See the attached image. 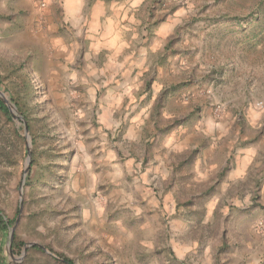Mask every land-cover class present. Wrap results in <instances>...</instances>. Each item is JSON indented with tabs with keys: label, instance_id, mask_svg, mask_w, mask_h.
Returning a JSON list of instances; mask_svg holds the SVG:
<instances>
[{
	"label": "rangeland",
	"instance_id": "1",
	"mask_svg": "<svg viewBox=\"0 0 264 264\" xmlns=\"http://www.w3.org/2000/svg\"><path fill=\"white\" fill-rule=\"evenodd\" d=\"M95 1L82 19L64 0H0V74L34 158L24 175V121L20 145L0 115L4 215L23 186L18 235L73 264H264V0ZM111 13L131 26L117 42ZM8 236V264H65L12 258Z\"/></svg>",
	"mask_w": 264,
	"mask_h": 264
},
{
	"label": "trees",
	"instance_id": "2",
	"mask_svg": "<svg viewBox=\"0 0 264 264\" xmlns=\"http://www.w3.org/2000/svg\"><path fill=\"white\" fill-rule=\"evenodd\" d=\"M260 9L261 10L264 9V3H261ZM239 21L242 20L240 19ZM0 89H3L5 92L10 93L11 100L15 103L21 115L25 118L29 129L32 130L33 126H32V119L29 114V108L25 103L24 98L20 94V91L16 83L12 81L10 74L7 75L0 74ZM27 93H31V90L28 89ZM0 115L1 117L4 118L5 122L10 124L11 134H15V138L17 139L18 143H20V145L25 144V138L20 134V130L16 128L13 120V115L9 110V107L3 102L1 98H0ZM31 164H34V158L31 160ZM225 171L226 169H224L221 172V176L225 174ZM19 213H20V208L18 207L16 210L15 217L11 219H7V217L4 215L3 210L0 207V235L2 238L0 241V250L2 253L5 252L4 250L6 243L5 240L9 234L10 227L14 225ZM24 246H25V241L18 235L17 231H15L14 239L12 242L13 252L17 255H20L23 252ZM29 251H41V249L38 245H32L29 248ZM50 251L53 253L54 257L62 260L65 264H73L72 259L69 258L67 255L57 252L53 249H50ZM6 260L7 257L5 256V254H2V256L0 257V264H8ZM26 260L27 259H25V261L22 263H15V264H26Z\"/></svg>",
	"mask_w": 264,
	"mask_h": 264
},
{
	"label": "crops",
	"instance_id": "3",
	"mask_svg": "<svg viewBox=\"0 0 264 264\" xmlns=\"http://www.w3.org/2000/svg\"><path fill=\"white\" fill-rule=\"evenodd\" d=\"M52 1L55 3L56 2L59 3V2H62L63 0H59V1L52 0ZM89 1L90 0H64L66 9L67 10L69 9V11H71L73 18H74V13L77 14V11H81L82 13L83 10H85L88 7ZM144 4H145V0H108L106 2L103 0H96L95 3L93 4V10H95V8H99L100 6H102L105 9V7L108 6V9L111 12L112 11H116V12L125 11L126 12L130 10H136L137 8H139L140 6ZM93 12H96V11H93ZM83 14L84 13L81 14L82 19H83ZM119 16L120 15L118 14L117 17ZM117 17H115V15L111 13L106 20L109 23V25L104 28L106 31L105 32L106 35L113 37L112 38L113 41L116 40L118 36H120L121 31H123L124 28L127 30L128 27H131L130 24L127 25L128 27H126L124 24L119 22V19ZM134 19L132 20V24H136ZM140 23L141 21H139V24ZM114 26L116 27V29ZM91 32H93V30H91ZM94 32H95V29H94ZM135 35L133 34L134 37Z\"/></svg>",
	"mask_w": 264,
	"mask_h": 264
},
{
	"label": "water",
	"instance_id": "4",
	"mask_svg": "<svg viewBox=\"0 0 264 264\" xmlns=\"http://www.w3.org/2000/svg\"><path fill=\"white\" fill-rule=\"evenodd\" d=\"M0 98L9 107V110L11 111L14 119H19V120H23L24 121V124H25V136L27 138L28 147H29L28 157H27V161H26V167H25V170H24V175H26L28 170H29L30 164H31V156H32L31 137H30L29 127L27 125V122H26L25 118L19 112L17 106L14 103H12L9 99H7V97L4 95V93L1 90H0ZM22 187L23 186H21V190H20V194H21L20 207H19L20 208V213H19L14 225L10 227L9 236H8L7 245H6L7 252L9 254V256L12 257V258H17L16 254L13 252L12 242H13L15 231H16L18 223L20 221L21 212H22V209H23V188ZM32 245H38L43 250H45L47 253L53 254L49 249H47L44 246H41V245L36 244V243H28V244L25 245V249L23 250V253L19 256V258L23 259V257L25 256V254L27 252L28 247L32 246Z\"/></svg>",
	"mask_w": 264,
	"mask_h": 264
}]
</instances>
